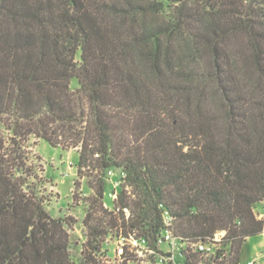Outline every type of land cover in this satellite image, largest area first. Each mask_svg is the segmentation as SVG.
Instances as JSON below:
<instances>
[{"label": "trees", "instance_id": "1", "mask_svg": "<svg viewBox=\"0 0 264 264\" xmlns=\"http://www.w3.org/2000/svg\"><path fill=\"white\" fill-rule=\"evenodd\" d=\"M30 137L76 149L88 178L77 259ZM263 201L264 0H0V264H112L109 235L159 252L163 211L180 240L225 232L185 264H239Z\"/></svg>", "mask_w": 264, "mask_h": 264}, {"label": "rangeland", "instance_id": "2", "mask_svg": "<svg viewBox=\"0 0 264 264\" xmlns=\"http://www.w3.org/2000/svg\"><path fill=\"white\" fill-rule=\"evenodd\" d=\"M76 60H79V55L76 56ZM75 85L76 82L73 80L71 86L75 87ZM27 145L31 151L33 162L42 169L40 174L44 179L42 190L47 197V210L54 217L70 216L74 219L69 232L72 241L71 253L77 259L79 257L80 243L84 239V227L82 225L86 207L84 200L91 194V189L87 186L88 178L77 175L78 153L76 149L54 147L45 140L35 137H30ZM119 177L120 172L117 169H114L112 175L107 177L104 204L108 208H112L113 204L111 193L120 189L117 184ZM76 183H78L77 187L75 186ZM74 193L78 197L77 200L73 199ZM262 203L253 208L254 215L258 213ZM116 246L117 237L109 235L105 248L107 250V258L112 264L121 263L115 253ZM159 247L163 251L169 249V245L165 242H160ZM221 248L222 241L214 246V253L211 257H214L216 251ZM138 252L137 254L136 251H133L136 257L128 261L127 264H155L157 258L155 254L145 253L143 249ZM257 252H261L263 256L257 255ZM219 259H221V256ZM249 261H253V264H264V236L249 237L243 242L239 254V264H248Z\"/></svg>", "mask_w": 264, "mask_h": 264}, {"label": "built area", "instance_id": "3", "mask_svg": "<svg viewBox=\"0 0 264 264\" xmlns=\"http://www.w3.org/2000/svg\"><path fill=\"white\" fill-rule=\"evenodd\" d=\"M113 170L114 168H109L106 171V177L112 175ZM119 172L120 177L117 184L120 187L123 178L125 177V173L121 170H119ZM117 193L118 191L116 190L111 193L112 201L117 198ZM124 213L126 216H128V209L124 208ZM255 217L264 220V201L258 213H255ZM162 218L164 229L161 235L158 237L156 243L159 252L150 249L147 246L145 239L142 237H134L133 235H130L129 237L118 236L117 246L115 249V253L117 254L118 258L121 261L124 259V247L126 245H129L131 247V250L136 251L137 254L139 253L138 251H141V249H143L145 253L155 254L157 256L155 264H185V255L188 252L189 248L199 251L203 257H211V255L214 253V246L220 243L225 235L224 231H218L214 233V235L209 240L198 241L195 243L186 242L174 236L172 232L173 217L167 211H163ZM160 242L167 243L169 245V249L166 251L160 249ZM248 264H253V261H249Z\"/></svg>", "mask_w": 264, "mask_h": 264}, {"label": "crops", "instance_id": "4", "mask_svg": "<svg viewBox=\"0 0 264 264\" xmlns=\"http://www.w3.org/2000/svg\"><path fill=\"white\" fill-rule=\"evenodd\" d=\"M261 236H264V233L260 234ZM248 239V238H247ZM257 255H262L261 252H257ZM263 256V255H262Z\"/></svg>", "mask_w": 264, "mask_h": 264}]
</instances>
